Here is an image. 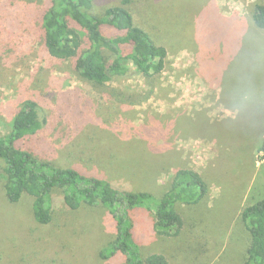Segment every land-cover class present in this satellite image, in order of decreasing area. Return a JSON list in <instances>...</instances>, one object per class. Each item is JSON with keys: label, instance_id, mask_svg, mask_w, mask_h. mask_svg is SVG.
Here are the masks:
<instances>
[{"label": "rangeland", "instance_id": "obj_1", "mask_svg": "<svg viewBox=\"0 0 264 264\" xmlns=\"http://www.w3.org/2000/svg\"><path fill=\"white\" fill-rule=\"evenodd\" d=\"M42 2L0 0V133L24 100H34L44 120L39 147L54 162L159 193L175 169L198 171L209 192L202 203L178 205L179 236L156 235L149 215L136 213L140 253H164L170 264H244L248 235L238 212L264 197V29L251 19L264 0H131L167 49L166 66L152 78L130 74L104 85L47 54L33 20ZM258 87L259 107L250 98ZM241 102L250 114L235 108ZM31 201L8 202L0 177V264L122 263L119 254L98 255L113 238L104 208L59 207L39 225Z\"/></svg>", "mask_w": 264, "mask_h": 264}, {"label": "trees", "instance_id": "obj_2", "mask_svg": "<svg viewBox=\"0 0 264 264\" xmlns=\"http://www.w3.org/2000/svg\"><path fill=\"white\" fill-rule=\"evenodd\" d=\"M130 4L131 0L104 5L98 0H43L33 20L47 54L68 62L83 80L104 85L130 74L152 78L165 69L167 49L154 40ZM251 19L264 29V3L254 5ZM108 93L121 94L115 88ZM39 113L36 101L24 100L8 130L0 133V177L8 202L31 197L32 218L39 225L50 223L59 207L101 206L110 217L113 238L100 249V258L119 254L120 264H170L164 253L141 255L132 233L135 215H149L148 225L158 236H179L184 219L177 207L204 202L209 192L204 177L192 168H177L159 193L153 187L118 184L65 160L54 162L49 149L39 147L44 121ZM238 218L248 235L244 264H264V197L243 205Z\"/></svg>", "mask_w": 264, "mask_h": 264}, {"label": "crops", "instance_id": "obj_3", "mask_svg": "<svg viewBox=\"0 0 264 264\" xmlns=\"http://www.w3.org/2000/svg\"><path fill=\"white\" fill-rule=\"evenodd\" d=\"M256 28H257V27H256ZM260 97H263V93H262V91H261V87H258V88H256V89L254 90V92L252 93V95H251V97H250V98H252V101H253V102H254V100H258V101L255 102V104L258 105V107H259V105H260V101L263 100V98H260ZM259 98H260V99H259ZM233 99L235 100V99H237V98H234V97H233ZM243 99L247 100L248 102H249V100H250V99H247V98H243ZM253 102H252V103H253ZM247 107H248V104H245V103H242V102H241V104L238 105V107H235V108H236V109L244 108V110H247V109H246ZM258 107H255V108L258 109ZM256 112L259 113V110L256 111ZM253 113H255V112H253ZM244 114H250V111L247 110V112H245ZM259 131L261 132L260 128H259Z\"/></svg>", "mask_w": 264, "mask_h": 264}, {"label": "built area", "instance_id": "obj_4", "mask_svg": "<svg viewBox=\"0 0 264 264\" xmlns=\"http://www.w3.org/2000/svg\"><path fill=\"white\" fill-rule=\"evenodd\" d=\"M259 151L264 153V135H263V143H262L261 149Z\"/></svg>", "mask_w": 264, "mask_h": 264}]
</instances>
